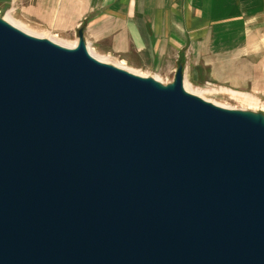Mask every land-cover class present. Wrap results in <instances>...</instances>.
Segmentation results:
<instances>
[{
    "label": "water",
    "instance_id": "obj_1",
    "mask_svg": "<svg viewBox=\"0 0 264 264\" xmlns=\"http://www.w3.org/2000/svg\"><path fill=\"white\" fill-rule=\"evenodd\" d=\"M0 19V264H264V125Z\"/></svg>",
    "mask_w": 264,
    "mask_h": 264
},
{
    "label": "crops",
    "instance_id": "obj_2",
    "mask_svg": "<svg viewBox=\"0 0 264 264\" xmlns=\"http://www.w3.org/2000/svg\"><path fill=\"white\" fill-rule=\"evenodd\" d=\"M42 3L47 0H41ZM46 17L96 52L182 79L234 83L250 77V25L264 0H48ZM41 6L45 8L42 4ZM209 84V83H207Z\"/></svg>",
    "mask_w": 264,
    "mask_h": 264
},
{
    "label": "rangeland",
    "instance_id": "obj_3",
    "mask_svg": "<svg viewBox=\"0 0 264 264\" xmlns=\"http://www.w3.org/2000/svg\"><path fill=\"white\" fill-rule=\"evenodd\" d=\"M41 4L45 8H43ZM48 6V0L45 3H42L41 0H0V19L4 18L8 12V15L12 20L19 21L27 25V27L33 31L40 33L41 35L39 36H48L54 40L63 41L67 44H70L71 41L75 42L77 37L74 31L59 30L57 28V21L52 17L45 16L44 10ZM259 15L260 19L255 21L253 20V24L250 25L252 26L251 30L253 42L249 51H253L254 54L250 55L249 61L250 63H255V66L250 67L251 72L249 79L234 82L232 84L210 81L202 83L199 86L197 84H191L187 79L186 80L188 81V85L191 87L206 90L205 98L213 103L230 106L236 109L249 110L257 113L256 115L260 119L264 120V9L260 11ZM90 50L94 54L110 58L116 63L123 62V67L135 70L139 73H144L149 78L153 79L154 76L158 75L167 84L173 82L171 76L167 77L163 73L154 72L146 67L134 66L120 59H115L109 55L100 54L96 52L92 46H90ZM232 92L244 93L249 96L245 98L233 95ZM242 98L248 100L253 98L255 102H258V104L252 105Z\"/></svg>",
    "mask_w": 264,
    "mask_h": 264
},
{
    "label": "bare ground",
    "instance_id": "obj_4",
    "mask_svg": "<svg viewBox=\"0 0 264 264\" xmlns=\"http://www.w3.org/2000/svg\"><path fill=\"white\" fill-rule=\"evenodd\" d=\"M2 22L5 23L6 25L24 33L25 35H28L30 37H35L38 39H46L48 41H50L51 43H53L54 45H57L59 47L62 48H66V49H74L78 46L79 44V39L76 38L75 42L71 41L70 44L64 43L63 41H58V40H54L48 36H39L41 35L40 33H37L35 31H33L32 29H30L29 27H27V25L19 22V21H15L12 20L11 17L8 15V12L6 14V16L4 18H2ZM67 44V45H66ZM70 45V46H68ZM87 54L94 59L95 61L105 64V65H110L116 69L122 70L127 72L130 75H133L135 77H139V78H149L148 76H146V74L144 73H139L135 70L132 69H127L125 67H123L124 65H122L123 62L121 63H116L115 61H112V59L110 58H106V57H101L98 56L97 54H94L91 50H90V45H86L85 47ZM154 83H156L159 87L162 86H167V83H165L158 75L154 76L153 79ZM182 89L184 91V93L192 95L194 97H197L199 99H201L202 101L206 102V103H210L216 107H219L220 109H223L225 111H230V112H235L238 114H241L243 116H246L248 118H252L253 120H256V114L255 112L249 111V110H243V109H236V108H232L230 106H226V105H219L216 103H213L212 101L208 100L207 98H205V94H206V90H200L198 88L195 87H191L190 85H188V81L184 78L183 82H182ZM231 92V91H230ZM233 95H238L241 97H245L247 98L249 95L244 94V93H239V92H232ZM239 98V97H238ZM244 99V98H242ZM247 102H249L252 105H257L258 102H255L253 98L251 99H244ZM218 103V102H217ZM220 103V102H219ZM262 124L264 125V120L262 121Z\"/></svg>",
    "mask_w": 264,
    "mask_h": 264
}]
</instances>
